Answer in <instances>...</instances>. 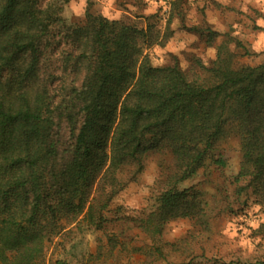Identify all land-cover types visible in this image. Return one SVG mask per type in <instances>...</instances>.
Wrapping results in <instances>:
<instances>
[{
  "label": "trees",
  "instance_id": "trees-1",
  "mask_svg": "<svg viewBox=\"0 0 264 264\" xmlns=\"http://www.w3.org/2000/svg\"><path fill=\"white\" fill-rule=\"evenodd\" d=\"M68 3L0 0V264H45L67 226L101 230L150 152L170 155L173 165L152 209L130 219L153 241L180 218L207 228L205 194L179 187L208 160L225 167L211 154L230 137L240 143L236 181L246 182L237 194L250 191L264 213V61L237 67L226 41L212 66H202L205 77L190 76L147 52L164 46L167 32L158 40L152 24L89 9L70 25ZM206 32L210 45L218 34Z\"/></svg>",
  "mask_w": 264,
  "mask_h": 264
},
{
  "label": "rangeland",
  "instance_id": "rangeland-1",
  "mask_svg": "<svg viewBox=\"0 0 264 264\" xmlns=\"http://www.w3.org/2000/svg\"><path fill=\"white\" fill-rule=\"evenodd\" d=\"M87 9L138 28L152 24L160 35L158 40L167 32L165 45L155 44L147 52L154 64L178 65L190 76L205 77L202 66H212L218 45L226 41L231 42L237 67H255L264 61V0H69L63 18L70 25L81 23ZM207 30L218 34L210 45ZM211 155L222 158L226 166L208 160L196 177L179 187L205 194L211 210L207 228L190 218L172 220L155 242L133 227L130 219L152 209L164 190V181L173 173L170 155L150 152L137 180L104 212L107 221L102 229L67 226L72 230L55 240L45 264H166L193 257L200 264L263 260L264 230L260 226L264 213L250 191L237 194L246 185L236 181L241 163L238 138L222 140ZM129 173L126 169L124 177ZM156 247L162 252H155Z\"/></svg>",
  "mask_w": 264,
  "mask_h": 264
}]
</instances>
